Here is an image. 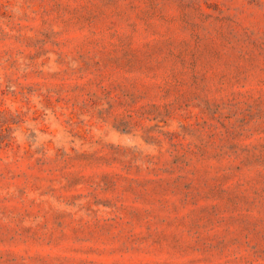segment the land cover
<instances>
[{
  "label": "rangeland",
  "instance_id": "obj_1",
  "mask_svg": "<svg viewBox=\"0 0 264 264\" xmlns=\"http://www.w3.org/2000/svg\"><path fill=\"white\" fill-rule=\"evenodd\" d=\"M0 264H264V0H0Z\"/></svg>",
  "mask_w": 264,
  "mask_h": 264
}]
</instances>
